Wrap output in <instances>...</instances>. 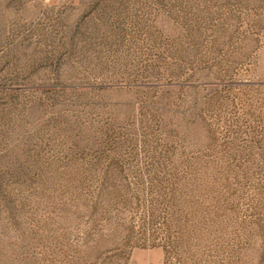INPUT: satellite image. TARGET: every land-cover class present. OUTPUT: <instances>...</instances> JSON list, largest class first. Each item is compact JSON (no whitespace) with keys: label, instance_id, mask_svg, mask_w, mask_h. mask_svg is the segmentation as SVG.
Wrapping results in <instances>:
<instances>
[{"label":"rangeland","instance_id":"374dc122","mask_svg":"<svg viewBox=\"0 0 264 264\" xmlns=\"http://www.w3.org/2000/svg\"><path fill=\"white\" fill-rule=\"evenodd\" d=\"M0 264H264V0H0Z\"/></svg>","mask_w":264,"mask_h":264}]
</instances>
